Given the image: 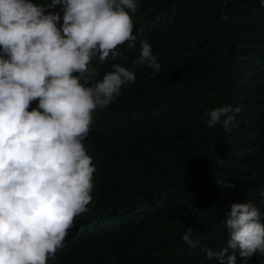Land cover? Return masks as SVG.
Returning a JSON list of instances; mask_svg holds the SVG:
<instances>
[{
    "label": "trees",
    "instance_id": "trees-1",
    "mask_svg": "<svg viewBox=\"0 0 264 264\" xmlns=\"http://www.w3.org/2000/svg\"><path fill=\"white\" fill-rule=\"evenodd\" d=\"M138 3L132 15L137 48L120 46L125 59L110 58L98 79L113 63L131 68L141 39L151 44L161 71L153 76L147 67L134 69L135 83L93 114L88 146L94 155L87 153L96 169L95 194L69 230L73 239L60 264H220L189 248L182 236L191 228L200 247L223 248L226 213L232 203L248 200L260 208L264 223V5ZM224 105L242 106L230 133L204 122L208 110ZM116 120L123 124L112 127ZM218 177L235 187L221 188ZM248 264L264 263L257 256Z\"/></svg>",
    "mask_w": 264,
    "mask_h": 264
},
{
    "label": "clouds",
    "instance_id": "clouds-1",
    "mask_svg": "<svg viewBox=\"0 0 264 264\" xmlns=\"http://www.w3.org/2000/svg\"><path fill=\"white\" fill-rule=\"evenodd\" d=\"M138 8V0H0V264H60L70 248L69 230L94 196L96 169L87 153L93 114L135 83L134 69L161 71L151 44L141 39L131 68L113 63L98 79L110 58L125 59L120 46L137 48L132 15ZM241 111L215 107L204 122L230 133ZM217 184L235 187L220 177ZM261 215L251 200L232 203L224 221L227 245L219 250L200 247L191 228L182 240L210 262L248 264L259 256L264 263Z\"/></svg>",
    "mask_w": 264,
    "mask_h": 264
},
{
    "label": "bare ground",
    "instance_id": "bare-ground-1",
    "mask_svg": "<svg viewBox=\"0 0 264 264\" xmlns=\"http://www.w3.org/2000/svg\"><path fill=\"white\" fill-rule=\"evenodd\" d=\"M32 106H33V105H32ZM156 113H157V112H156ZM155 116H156V115H155ZM144 118H145V117H144ZM145 127H146V126H145ZM145 127H144V128H145ZM104 137H105V136H104ZM111 138H112V137H111ZM102 139H103V138H102ZM103 140H106V139L104 138ZM107 140L109 141V138H107ZM114 140H115V139H114ZM259 140H260V139H259ZM108 141H107V142H108ZM100 142H101V141H100ZM102 142H103V141H102ZM102 142H101V143H102ZM109 142H111V141H109ZM113 142H115V141H113ZM256 142H258V141H256ZM261 142H262V141H261ZM105 144H106V143H105ZM105 144H102V146L105 145ZM108 144H109V143H108ZM108 144H107V145H108ZM111 144H114V143H111ZM88 145H89V144H88ZM260 145H262V144H260ZM260 145H259V146H260ZM89 146H90V145H89ZM113 146H115V144H114ZM254 146H256V145H254ZM100 147H101V146H100ZM109 147H110V145H109ZM260 147H263V146H260ZM92 148H93V147H92ZM101 148H103V147H101ZM107 148H108V146H107L106 149H104V150H107ZM111 148H113V147H111ZM256 148H257V147H256ZM99 149H100V148H99ZM99 149H96V151H98ZM109 149H110V148H109ZM252 149H253V148H252ZM258 150H259V148H258ZM92 151H93V150H92ZM254 151H255V150H254ZM88 152H89V151H88ZM98 152H100V150H99ZM101 152H102V149H101ZM111 152H112V151H111ZM111 152H110V153H111ZM257 152H258V151H257ZM112 153H113V152H112ZM253 153H254V152H253ZM253 153H252V154H253ZM258 153H259V152H258ZM120 159H121V158H120ZM116 162H117V161H116ZM122 162H123V161H122ZM123 163H124V162H123ZM114 164H115V163H114ZM119 165H120V164H119ZM119 165H118V167H119ZM107 166H108V165H107ZM109 166H110V165H109ZM111 166H112V165H111ZM115 167H116V165H115ZM105 168H106V167H105ZM107 168H108V167H107ZM110 168H111V167H110ZM111 169H112V168H111ZM94 177H95V176H94ZM97 178H98V177H97ZM119 180H120V179H119ZM119 180H117V181H119ZM105 181H106V180H105ZM108 182H109V181H108ZM111 182H112V181H111ZM103 183H104V182H103ZM109 183H110V182H109ZM112 183L114 184V182H112ZM112 183H111V184H112ZM106 184H107V183H106ZM115 184H116V182H115ZM96 185H97V184H96ZM108 185H109V184H108ZM97 186H98V185H97ZM101 186H102V185H101ZM103 186H104V185H103ZM103 186H102V188H103ZM109 186H110V185H109ZM114 186H115V185H114ZM94 188H95V187H94ZM104 188H107V187H104ZM109 188H110V187H109ZM96 189H97V188H96ZM107 189H108V188H107ZM100 190H101V189H100ZM104 190H105V189H104ZM110 190H111V188H110ZM110 190H109V191H110ZM114 190H115V189H114ZM114 190H113V191H114ZM96 191H97V190H96ZM96 191H95V192H96ZM102 191H103V190H102ZM113 191L111 190L112 193H113ZM105 192H106V191H105ZM105 192H104V193H105ZM111 192H109V193H111ZM109 193H107V194H109ZM94 194H95V193H94ZM102 195H103V194H102ZM109 195H110V194H109ZM103 196H105V195H103ZM123 225H124V224H123ZM73 233H74V232H73ZM121 237H122V236H121ZM119 241H120V240H119ZM111 242H112V241H111ZM112 247H113V246H112ZM112 247H111V248H112ZM109 248H110V247H109ZM113 248H114V247H113ZM113 248H112V249H113ZM107 250H108V247H107ZM109 250H110V249H109ZM109 250H108V251H109ZM113 251H115V250H113ZM112 253H113V252H112ZM114 253H115V252H114ZM109 254H110V252H109ZM113 256H114V255H113ZM75 257H76V256H75ZM78 257H79V256H78ZM95 258H96V257H95ZM106 259H107V258H106ZM65 260H66V259H65ZM82 260H83V259H82ZM104 260H105V259H104ZM79 261H80V260H79ZM110 261H111V260H110ZM65 262H66V261H65ZM103 262H104V261H103ZM105 262H106V261H105ZM81 263H82V262H81ZM85 263H86V262H85ZM107 263H108V262H106V264H107ZM71 264H72V263H71ZM75 264H76V263H75ZM90 264H92V262H91ZM102 264H103V263H102Z\"/></svg>",
    "mask_w": 264,
    "mask_h": 264
}]
</instances>
